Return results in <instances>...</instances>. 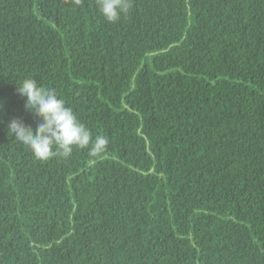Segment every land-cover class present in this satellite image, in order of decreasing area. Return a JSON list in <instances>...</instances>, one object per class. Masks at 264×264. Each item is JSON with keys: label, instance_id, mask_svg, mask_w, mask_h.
Returning a JSON list of instances; mask_svg holds the SVG:
<instances>
[{"label": "trees", "instance_id": "1", "mask_svg": "<svg viewBox=\"0 0 264 264\" xmlns=\"http://www.w3.org/2000/svg\"><path fill=\"white\" fill-rule=\"evenodd\" d=\"M0 0V264H264V0ZM104 152L36 159L16 91Z\"/></svg>", "mask_w": 264, "mask_h": 264}, {"label": "clouds", "instance_id": "2", "mask_svg": "<svg viewBox=\"0 0 264 264\" xmlns=\"http://www.w3.org/2000/svg\"><path fill=\"white\" fill-rule=\"evenodd\" d=\"M77 5L81 0H73ZM101 14L109 22L118 21L132 7L131 0H96ZM16 91L25 98V109L38 119L35 129L23 119L13 118L7 123V130L24 146L29 148L36 159L46 161L52 157L68 158L73 148H89L90 155L104 152L108 144L105 136L93 139L90 130L79 121L73 109L66 105L54 88L43 87L35 78H24ZM3 105L0 104V109ZM0 123H3L0 120Z\"/></svg>", "mask_w": 264, "mask_h": 264}]
</instances>
